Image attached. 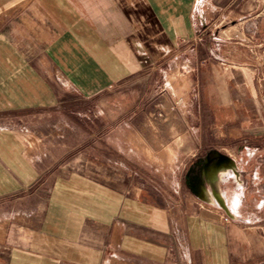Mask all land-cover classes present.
I'll return each mask as SVG.
<instances>
[{
    "label": "crops",
    "instance_id": "obj_1",
    "mask_svg": "<svg viewBox=\"0 0 264 264\" xmlns=\"http://www.w3.org/2000/svg\"><path fill=\"white\" fill-rule=\"evenodd\" d=\"M192 2L0 4V264H264V97L253 77L232 75L216 103L221 120L236 108V144L212 148L237 178L208 179L211 148L185 141L167 145L164 162L157 149L144 159L159 129L143 127V57H159V26L191 39ZM144 34L154 48L144 51Z\"/></svg>",
    "mask_w": 264,
    "mask_h": 264
},
{
    "label": "rangeland",
    "instance_id": "obj_2",
    "mask_svg": "<svg viewBox=\"0 0 264 264\" xmlns=\"http://www.w3.org/2000/svg\"><path fill=\"white\" fill-rule=\"evenodd\" d=\"M248 1L242 9L230 12L216 9L210 0H193L190 40H183L180 34L170 40L159 26V57H143L144 81H148L142 96L143 127L159 129L158 136L144 138V144L152 141L155 150L149 153L151 149L146 147L144 159H155L157 149L164 162L166 146H182L183 141L185 147L192 152L198 148L202 155L212 147L231 149L236 144L237 138L229 134L239 127L236 108L226 107L221 114L226 118L219 117L216 103L221 88L232 75L239 83L253 77L256 91L252 88V92L264 97V0ZM149 48L154 46L144 34L143 49ZM232 92L239 95L237 89ZM231 172L238 177L233 168L220 172L218 178Z\"/></svg>",
    "mask_w": 264,
    "mask_h": 264
},
{
    "label": "water",
    "instance_id": "obj_3",
    "mask_svg": "<svg viewBox=\"0 0 264 264\" xmlns=\"http://www.w3.org/2000/svg\"><path fill=\"white\" fill-rule=\"evenodd\" d=\"M232 165H234L233 158L217 148H211L208 150L202 162L204 176L208 179H212L216 173H219L222 169L228 168Z\"/></svg>",
    "mask_w": 264,
    "mask_h": 264
},
{
    "label": "bare ground",
    "instance_id": "obj_4",
    "mask_svg": "<svg viewBox=\"0 0 264 264\" xmlns=\"http://www.w3.org/2000/svg\"><path fill=\"white\" fill-rule=\"evenodd\" d=\"M226 169H229V168H224V169H222L221 171H224V170H226ZM220 171V172H221ZM218 178V177H217ZM206 195V198H209V195L210 194H212V193H210V191H207L206 193H205ZM213 195H214V197H215V202L216 203H218L219 205H223V206H225V207H227L226 206V203H225V201H224V198H223V195L222 194H220V193H213Z\"/></svg>",
    "mask_w": 264,
    "mask_h": 264
}]
</instances>
